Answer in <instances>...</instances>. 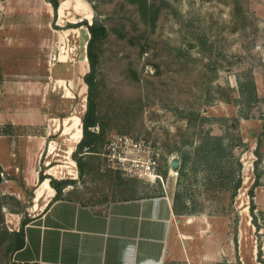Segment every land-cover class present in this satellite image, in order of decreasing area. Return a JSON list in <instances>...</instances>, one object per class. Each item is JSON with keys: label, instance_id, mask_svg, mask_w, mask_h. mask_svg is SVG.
I'll list each match as a JSON object with an SVG mask.
<instances>
[{"label": "rangeland", "instance_id": "1", "mask_svg": "<svg viewBox=\"0 0 264 264\" xmlns=\"http://www.w3.org/2000/svg\"><path fill=\"white\" fill-rule=\"evenodd\" d=\"M57 2L55 16L46 0H0V264H20L15 235L48 177L58 199L98 210L169 197L166 264H264V0ZM94 20L89 105L80 24ZM87 110L93 136L77 147L64 127ZM117 135L144 143L156 179L111 167Z\"/></svg>", "mask_w": 264, "mask_h": 264}, {"label": "crops", "instance_id": "2", "mask_svg": "<svg viewBox=\"0 0 264 264\" xmlns=\"http://www.w3.org/2000/svg\"><path fill=\"white\" fill-rule=\"evenodd\" d=\"M86 4L83 3L82 9L89 12L91 7ZM58 9L59 5L57 15ZM88 40L89 37L86 46ZM66 130L71 133L69 141L78 145L82 136L81 120L64 127L65 133ZM44 139L43 136L41 141ZM71 152L69 148L67 154ZM46 174L57 178L56 174ZM54 193L48 179L37 187L34 202L42 200V206L37 202V210L35 205L28 210V222L23 228L24 246L13 253L14 262L166 264L171 256L173 225L177 224L178 216L169 197L120 200L98 210L74 200L55 199Z\"/></svg>", "mask_w": 264, "mask_h": 264}, {"label": "built area", "instance_id": "3", "mask_svg": "<svg viewBox=\"0 0 264 264\" xmlns=\"http://www.w3.org/2000/svg\"><path fill=\"white\" fill-rule=\"evenodd\" d=\"M105 150V160L111 167L130 172L133 178L156 179L158 160L149 155V149L143 142L137 143L122 135L112 136Z\"/></svg>", "mask_w": 264, "mask_h": 264}, {"label": "trees", "instance_id": "4", "mask_svg": "<svg viewBox=\"0 0 264 264\" xmlns=\"http://www.w3.org/2000/svg\"><path fill=\"white\" fill-rule=\"evenodd\" d=\"M52 7L53 13L56 16L57 15V8H58V2L57 0H46ZM88 2V1H87ZM92 9L94 10V8L92 7ZM80 26H85L87 28V31L89 33V40L87 43V49H86V58H87V62H88V67H89V73H87L84 78L83 81L87 87V100H88V104L90 105V101H91V97H92V93L94 90V80H93V74L95 72V67H96V56L94 53V47H95V41L102 38L105 34V28L104 26H102L101 24H99L96 20H94L92 22L91 25H88V23L83 22L82 24H80ZM90 107V106H89ZM90 111H86L83 118L81 119V124H82V134H83V138L84 137H88V136H93V134H91L90 132H88V128H91L94 126L95 122H94V118L93 115L90 116ZM79 142L77 147H82L86 144V140L85 138ZM88 147L89 145H85V147ZM257 154V153H256ZM255 166V174H254V181H253V187H257L259 186V175H257V168H256V163L254 164ZM49 179V185L51 186V188H53L56 192V196L55 199H58L57 196L59 194V191L57 190V186L55 185V180H53V178L48 177ZM43 181V180H42ZM41 181V182H42ZM237 185L238 182L236 183ZM237 185L236 188H237ZM249 210L251 212H253V206L249 207ZM24 227V226H23ZM16 239H15V246H14V251H18L20 249L23 248L24 246V231L23 228L16 233Z\"/></svg>", "mask_w": 264, "mask_h": 264}, {"label": "water", "instance_id": "5", "mask_svg": "<svg viewBox=\"0 0 264 264\" xmlns=\"http://www.w3.org/2000/svg\"><path fill=\"white\" fill-rule=\"evenodd\" d=\"M172 166L174 167V166H176V165L173 163Z\"/></svg>", "mask_w": 264, "mask_h": 264}]
</instances>
